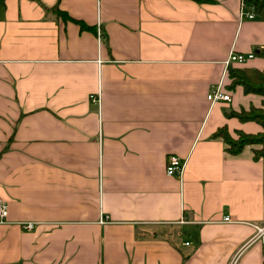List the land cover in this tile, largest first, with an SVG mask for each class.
Here are the masks:
<instances>
[{
    "label": "crops",
    "instance_id": "1",
    "mask_svg": "<svg viewBox=\"0 0 264 264\" xmlns=\"http://www.w3.org/2000/svg\"><path fill=\"white\" fill-rule=\"evenodd\" d=\"M262 47L242 0H0V264H264V158L214 135L263 96L208 98Z\"/></svg>",
    "mask_w": 264,
    "mask_h": 264
},
{
    "label": "trees",
    "instance_id": "2",
    "mask_svg": "<svg viewBox=\"0 0 264 264\" xmlns=\"http://www.w3.org/2000/svg\"><path fill=\"white\" fill-rule=\"evenodd\" d=\"M246 1L253 6L255 13H258L264 19V0ZM60 12L65 17H69L66 12ZM258 54L264 57V47L259 50ZM233 64L229 66L228 74L230 81L223 85L224 89L230 92L236 85H242L247 93L261 94L263 100L260 106L253 105L249 109L243 108L239 111L233 109L229 112V115H236L242 120H255L262 124L263 130L256 133L237 131V136H233L227 126H221L215 131L214 135L220 136L225 140L227 144L226 149L232 154H237L246 145L252 144L254 145V157L256 159L264 158V67L234 66Z\"/></svg>",
    "mask_w": 264,
    "mask_h": 264
},
{
    "label": "built area",
    "instance_id": "3",
    "mask_svg": "<svg viewBox=\"0 0 264 264\" xmlns=\"http://www.w3.org/2000/svg\"><path fill=\"white\" fill-rule=\"evenodd\" d=\"M243 3V12L245 14V16L248 17H253L255 15V11L253 9V6H251L246 0H242ZM256 52H248V53H244V52H238L236 50L231 51L228 59H227V65L239 62V63H244L246 61H248L249 59L255 57ZM91 98L95 101H99V98L97 97L96 94H92ZM208 98L211 101H217V100H221V99H225V100H231V94L226 91L223 87L222 83H219L217 85H213L208 93ZM184 164H185V160H183L180 156L175 155V154H171L168 157V161H167V166H166V170L168 174H178L181 173L183 171L184 168ZM8 215V203L3 200L2 198H0V218L1 219H5L6 216ZM225 220H230V216L226 215L224 217ZM28 227H32L33 223L28 222L27 223ZM257 235L258 237H261L264 241V225L263 226H258L257 225Z\"/></svg>",
    "mask_w": 264,
    "mask_h": 264
}]
</instances>
